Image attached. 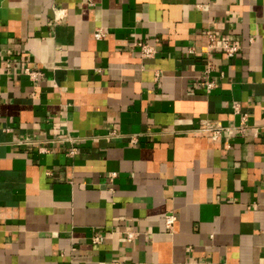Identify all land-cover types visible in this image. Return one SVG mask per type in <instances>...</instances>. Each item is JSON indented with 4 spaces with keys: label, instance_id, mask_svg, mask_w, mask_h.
I'll return each mask as SVG.
<instances>
[{
    "label": "crops",
    "instance_id": "crops-1",
    "mask_svg": "<svg viewBox=\"0 0 264 264\" xmlns=\"http://www.w3.org/2000/svg\"><path fill=\"white\" fill-rule=\"evenodd\" d=\"M0 264H264V0H0Z\"/></svg>",
    "mask_w": 264,
    "mask_h": 264
},
{
    "label": "built area",
    "instance_id": "built-area-1",
    "mask_svg": "<svg viewBox=\"0 0 264 264\" xmlns=\"http://www.w3.org/2000/svg\"><path fill=\"white\" fill-rule=\"evenodd\" d=\"M104 35L103 31L101 29H96L94 31V38L96 39H100L102 38ZM212 36H209V47L213 48V44H212ZM137 46H139L140 48V55L141 57L143 58H150L153 56L154 54V48L152 45L148 44V43H145L143 41H139L136 43ZM224 52L227 56H231L236 50H237V47L236 46H233V45H229L228 43H225L224 45ZM24 72L26 73V75L30 78V79H35L37 77H39L41 74L39 72H34V71H29L28 69H24ZM208 70L205 71V74L203 75V81L201 82V84L203 85V87L206 89V90H209L213 87L214 85V81L212 80H209L208 79ZM234 111L236 113L239 112V109H238V105H234ZM246 126L244 124H241L238 126V129L242 132H244ZM223 128H221L220 126H217L215 128H213V134L214 135H218L220 133V131L222 130ZM117 135L115 131H112L110 133V136H115ZM66 140H69L68 137L65 138ZM138 142V135H131L130 138H129V144L130 145H135L137 144ZM44 150V149H43ZM76 149L75 148H72L68 154L69 155H74L76 154ZM175 222H176V216L173 214V213H168L165 215L164 217V227H165V230L166 232L168 233H173L174 232V225H175ZM104 235H101L99 233L93 235L92 237V242L95 243V244H98L100 243L101 241H103L104 239ZM126 237H127V240H131L133 237H134V233L132 232H126Z\"/></svg>",
    "mask_w": 264,
    "mask_h": 264
}]
</instances>
